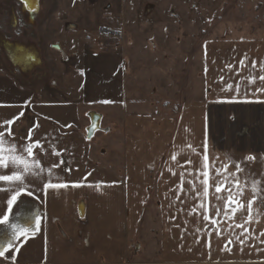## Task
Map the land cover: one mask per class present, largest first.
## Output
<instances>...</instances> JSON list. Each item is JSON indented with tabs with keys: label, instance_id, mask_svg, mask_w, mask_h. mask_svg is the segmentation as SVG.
<instances>
[{
	"label": "crops",
	"instance_id": "obj_1",
	"mask_svg": "<svg viewBox=\"0 0 264 264\" xmlns=\"http://www.w3.org/2000/svg\"><path fill=\"white\" fill-rule=\"evenodd\" d=\"M258 4L264 10V0ZM19 30L15 28L14 32ZM252 31L253 36L246 30L241 37L204 43L201 92L190 95L177 114L150 107L146 101L119 105L103 85L97 100L105 104L104 115L89 111L75 94L59 93L36 100L30 93L19 92L14 83L13 92L0 93V123L5 119L14 121L10 127L18 144L31 142L27 140L28 131L34 129L33 140L40 139L47 149L40 153L45 157L42 165L50 167L53 162L65 161L55 171L69 185L45 191L46 181L38 179L29 185L33 196L22 193L11 212L6 198L0 202L9 224L17 216L32 229L36 218L41 220L40 231L34 235L30 231L27 239L15 241L19 251L9 249L0 257V264H262L264 251L259 249H264V244L259 240H264L260 236L264 214L254 212L248 223L246 211L233 217L248 229L240 239H249L241 245L235 238L243 228H236L223 215L215 216L211 207L223 203L215 200L216 195H227L223 190L215 193L217 182L227 187L231 180L228 173L235 170L229 167L225 171V164H232L227 156L240 162L252 155L257 158L249 162L255 173L264 172V102H256L264 101V93L253 95L260 82L244 88L246 81L242 79L250 71L262 74L259 65L264 62V27ZM245 57L247 67H242L239 61ZM252 61H256V69H251ZM220 76L234 85L240 82L242 93H222ZM87 95V99L94 100V94ZM233 97L234 102H230ZM91 113L102 116V129L88 140ZM204 141L208 145L207 160ZM189 143L197 147L196 154L187 148ZM50 145L60 156L48 155ZM197 170L201 179L203 172L208 173L209 196L205 203L209 216L218 221L216 225L202 220L197 223L195 214L188 216L200 200L191 199L195 195L191 191L177 190L179 186L190 188L186 181L181 185V173L199 187ZM242 187L244 196L237 199L246 204L252 195L251 182L242 183ZM233 192L239 189L233 188ZM4 226L0 224V228ZM196 227L203 230L197 233ZM217 228L220 236L216 235ZM229 238L232 244H228Z\"/></svg>",
	"mask_w": 264,
	"mask_h": 264
},
{
	"label": "rangeland",
	"instance_id": "obj_2",
	"mask_svg": "<svg viewBox=\"0 0 264 264\" xmlns=\"http://www.w3.org/2000/svg\"><path fill=\"white\" fill-rule=\"evenodd\" d=\"M258 3L39 0L36 23L29 26L20 1L0 0L3 30L15 33L7 20L10 7H15L21 19L16 29L22 32L13 41L36 46L41 59L39 66L24 71L0 48V93L13 92L14 83L19 92L36 100L75 94L89 111L103 114L105 104L97 100L103 85L119 105L146 101L177 114L190 95L201 92L204 43L241 37L246 30L253 36V29L264 27V10ZM57 44L67 60L54 49ZM87 94H94V100Z\"/></svg>",
	"mask_w": 264,
	"mask_h": 264
},
{
	"label": "snow or ice",
	"instance_id": "obj_3",
	"mask_svg": "<svg viewBox=\"0 0 264 264\" xmlns=\"http://www.w3.org/2000/svg\"><path fill=\"white\" fill-rule=\"evenodd\" d=\"M35 11V9H33ZM245 59L239 61V64L242 67H247L245 64ZM228 69H232V65H227ZM257 63L256 61H252L251 69H256ZM260 73L258 75H253L250 71L249 75L243 77L242 79L246 81V84L243 86L247 88L248 86L257 85V81L260 82L258 86L254 88L253 95L256 93H264V62H261L259 65ZM222 86L220 87V91L222 93H229L234 91L237 95L242 93V85L240 82H236L235 85L230 82H225L224 76L219 77V81ZM235 97H233L234 102ZM248 102V101H245ZM256 102H264V101H256ZM23 115V113H20ZM13 120L5 119L2 123H0V193H3V196H0V202H2L6 198V206L9 212L13 210V205L17 203L18 198L22 193H26L28 196H33V192L29 191V185L34 183L36 180H44L43 189L45 191L51 190H59L62 188H67L69 185L63 182V178L57 174L56 169H61V166L65 163V161L60 160L58 163L53 162L50 167H44L42 165V157L40 153L47 152V149L43 147L40 142V139L33 140V132L34 129H29L27 140L31 142L18 144L14 139V134L11 130V124ZM4 125H8L9 127H4ZM36 127H39L36 125ZM52 148V151L48 153V155L60 156V152L56 151L53 146H49ZM187 148L191 150L192 153L196 154L198 152L197 147L193 146L191 143L187 144ZM202 148L204 150V159H208V145L207 141H204L202 144ZM35 149H39L38 152H35ZM173 160H176L177 157L175 155L172 156ZM226 159L231 160L232 164H225V171L229 167H233L235 170L233 172L228 173V176H231V180H228V176H225L224 179L228 180V186L226 187L222 182H217L215 186V193H221L222 190L227 193L226 196H215L216 201H223L222 205L212 204L211 207L215 211V216H221L227 218V220H232L233 224L236 228H243V232L236 236V242L243 245L249 239L248 236H244V239H240V236H243L244 233L248 232L247 228H244L243 224L236 223L233 220V217L237 214V212H247V219L245 223H248L253 219V213L256 212L258 214H264V172L255 173L252 165L249 163L251 161L256 160L257 158L249 155L245 158H242L240 162L234 160L230 155L226 157ZM192 161L189 159L187 163H191ZM70 171V169H67ZM175 175V173H173ZM189 175H192L191 170H189ZM203 179L200 178V172L197 170L196 180L199 181L200 186L198 187L196 183H193L191 180H186V177L183 173L180 174L181 185L186 181L190 188L185 190L182 186L178 187V191H191L195 195L191 197V199H199L200 203L192 207L188 212V216H193L195 214L197 223L201 220L203 222L211 221L212 225L218 224V221L215 217H210L208 214L209 208L205 203L206 198L209 196V181H208V173L203 172ZM260 178L257 179L256 176ZM251 182V198L247 199V203L245 204L241 200L237 199L238 196H244L243 185H247ZM6 185V186H5ZM73 187L79 186L78 184H73ZM99 187V186H97ZM233 188L239 189L238 193L233 192ZM176 199H180L179 195H177ZM232 205H235L233 207ZM255 206V207H254ZM230 209V212H229ZM175 219V217H173ZM9 216L3 212V209H0V224H6L11 229V238L7 241L6 247H0V257L5 256V252L9 249L15 248V251H19V247L15 245V241L20 240L21 237L27 239L29 232L34 235L35 232L40 231L41 220L39 217L35 220V227L32 229L24 228L17 224H9ZM188 221H185V225L187 226ZM233 225H228V227H232ZM180 227V225H177ZM203 229L201 227H196V232L199 233ZM187 231V227L182 230L181 237L183 238L184 233ZM211 235V233H209ZM216 235L220 236L221 231L219 228L216 229ZM260 236H264V232L260 233ZM259 240V237L256 238ZM199 243V240L196 241ZM261 244H264V240H259ZM233 240L231 238L228 239V244H232ZM210 247V245H208ZM227 248V246H226ZM230 252L231 249L227 248ZM260 251H264V249H259ZM243 251V249H241ZM264 264V262H262Z\"/></svg>",
	"mask_w": 264,
	"mask_h": 264
},
{
	"label": "flooded vegetation",
	"instance_id": "obj_4",
	"mask_svg": "<svg viewBox=\"0 0 264 264\" xmlns=\"http://www.w3.org/2000/svg\"><path fill=\"white\" fill-rule=\"evenodd\" d=\"M21 2V13L25 20L31 26L35 25L37 20V14L39 10V0H18ZM35 9V11H33ZM1 17V15H0ZM7 20L9 21V28L14 31L20 22V16L15 7H10V12L7 13ZM22 30L13 35H6L5 31L0 25V48H2L9 59L15 65H18L24 71L31 70L33 67L39 66L41 63L40 56L36 46L27 44H20L14 42L13 38L18 34H21Z\"/></svg>",
	"mask_w": 264,
	"mask_h": 264
},
{
	"label": "water",
	"instance_id": "obj_5",
	"mask_svg": "<svg viewBox=\"0 0 264 264\" xmlns=\"http://www.w3.org/2000/svg\"><path fill=\"white\" fill-rule=\"evenodd\" d=\"M54 49L60 52L63 56L64 60H67V56L64 54V51L61 48L60 44H57L54 46ZM90 119V126L87 128L86 133H87V139L91 140L97 132H99L101 128V123H102V116L97 114V113H91L89 115ZM11 224H17L20 226H24L27 228V223L25 220H22L21 218L14 216L10 222ZM11 238V229L10 227L4 226L0 228V247H3L4 245L7 244V241Z\"/></svg>",
	"mask_w": 264,
	"mask_h": 264
},
{
	"label": "bare ground",
	"instance_id": "obj_6",
	"mask_svg": "<svg viewBox=\"0 0 264 264\" xmlns=\"http://www.w3.org/2000/svg\"><path fill=\"white\" fill-rule=\"evenodd\" d=\"M11 224V223H10ZM7 226V225H6ZM20 226V225H19ZM7 246V244L6 245H4L3 247H6Z\"/></svg>",
	"mask_w": 264,
	"mask_h": 264
},
{
	"label": "built area",
	"instance_id": "obj_7",
	"mask_svg": "<svg viewBox=\"0 0 264 264\" xmlns=\"http://www.w3.org/2000/svg\"><path fill=\"white\" fill-rule=\"evenodd\" d=\"M250 1H256V0H250Z\"/></svg>",
	"mask_w": 264,
	"mask_h": 264
}]
</instances>
